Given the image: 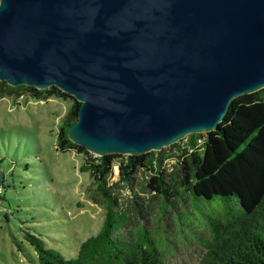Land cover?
<instances>
[{"label":"water","instance_id":"95a60500","mask_svg":"<svg viewBox=\"0 0 264 264\" xmlns=\"http://www.w3.org/2000/svg\"><path fill=\"white\" fill-rule=\"evenodd\" d=\"M0 81L73 97L95 157L157 152L264 88V0H0Z\"/></svg>","mask_w":264,"mask_h":264},{"label":"trees","instance_id":"16d2710c","mask_svg":"<svg viewBox=\"0 0 264 264\" xmlns=\"http://www.w3.org/2000/svg\"><path fill=\"white\" fill-rule=\"evenodd\" d=\"M23 91L38 99L53 96L71 100L57 129L56 149L87 156L80 169L89 172L95 190L105 200L100 231L87 237L73 258L64 257L48 248L41 238L24 232L25 240L37 254L38 264H166L164 250L157 249L145 224L137 232L133 229L131 235L124 233L130 225L138 226L132 217L140 213L141 205L135 203L132 211L119 208L112 191L120 183L131 186L137 170L144 178L145 191L159 196L162 202L181 191L204 199L219 196L238 201V216H227L225 220L208 217L209 235L200 238L204 253L196 264H264V88L236 97L215 131L190 134L172 146L141 156L102 157H95L68 138L79 102L53 86L39 90L24 85L11 87L0 81V98L19 96ZM196 139L203 140L202 147H197ZM172 156H177L180 163L176 176L163 168V161ZM114 165L118 174L110 184ZM2 188L1 184L0 202L4 199Z\"/></svg>","mask_w":264,"mask_h":264},{"label":"rangeland","instance_id":"374dc122","mask_svg":"<svg viewBox=\"0 0 264 264\" xmlns=\"http://www.w3.org/2000/svg\"><path fill=\"white\" fill-rule=\"evenodd\" d=\"M70 106L65 97L38 99L24 91L0 98V264H38L26 231L69 259L101 229L105 200L89 172L80 169L87 156L56 149L57 129ZM178 161L177 156L166 161L174 176L179 175ZM141 174L137 170L131 186L120 183L112 192L119 208L132 211L135 203L141 205L132 217L138 226L124 233L131 235L145 224L157 249L164 250L166 264L198 263L204 253L200 238L209 235L208 217L225 220L240 213L235 198L210 200L181 191L162 202L145 191Z\"/></svg>","mask_w":264,"mask_h":264},{"label":"built area","instance_id":"2783aa9c","mask_svg":"<svg viewBox=\"0 0 264 264\" xmlns=\"http://www.w3.org/2000/svg\"><path fill=\"white\" fill-rule=\"evenodd\" d=\"M196 142H197V147H202V146H203V140H202V139H196ZM182 145L184 146V142L182 143ZM170 158H171V157L166 158V159L163 161V163H164V167H163V168H164V170H165V172H166L167 174H170L171 171L173 170V167L168 168L169 165H167V163H166V161H168ZM167 168H168V169H167ZM115 169L118 170L117 165H114V166H113V173H112L113 176H112L111 180L115 178V175H116V174H118V172H116ZM139 171H140V170H139Z\"/></svg>","mask_w":264,"mask_h":264}]
</instances>
